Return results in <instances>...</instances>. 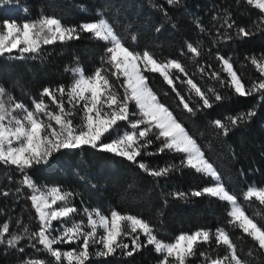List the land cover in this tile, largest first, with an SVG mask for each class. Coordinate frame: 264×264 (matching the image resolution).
I'll use <instances>...</instances> for the list:
<instances>
[{"label": "snow or ice", "instance_id": "snow-or-ice-1", "mask_svg": "<svg viewBox=\"0 0 264 264\" xmlns=\"http://www.w3.org/2000/svg\"><path fill=\"white\" fill-rule=\"evenodd\" d=\"M8 2L10 0H0V4ZM167 2L179 6L182 0ZM244 2L259 10L264 24V0ZM97 16L96 21L82 23L78 27L65 26L60 19L48 16L23 23L9 19L0 22V57L34 59L43 54V46L79 39L81 32L90 33L91 38L105 43L104 55L92 73L85 74L78 64L66 69L73 76L72 83L67 87H45L39 99L32 100L31 107L17 101L0 86V164L12 166L21 174L22 188H18L17 192L24 187L31 191L28 199L39 223L35 231L24 226L16 233L10 232L9 223L0 224V245L24 253L23 242L28 241V247L43 251L51 258L28 259L22 264H88L93 257L107 258L117 253L131 257L149 245L160 256L159 264H189L190 258L197 254L201 264H255V258L264 255V216L260 213L250 215L240 198L249 202V206L253 201L264 205V187L250 185L242 193L231 192L218 168L205 155V149L173 110L161 101L160 94L153 90L145 73L159 74L175 93L183 110L195 115L197 111L213 108L216 102L224 99L214 87L206 88L198 83L193 78L196 74L219 81L221 86L231 88L240 97L258 95L264 100V53L245 58L260 74L258 79L246 86L230 58L216 54L215 59L220 62L219 71H209L211 65H201L203 52L200 41L196 44L186 42V52L182 53L193 66L194 70L189 72L181 60L158 59L148 49L142 52L130 49L104 13L98 12ZM213 19L222 21L219 28L234 30L237 38L254 34L251 29L236 26L227 12ZM262 24H257V29ZM197 26L209 36L213 46L233 39L232 35L219 30L213 37L198 22ZM14 52L17 55L13 56ZM177 82L188 93L187 98L178 89ZM193 96L198 97L196 106L191 104ZM255 115L253 108L228 117L227 122L217 119L212 125L219 129L218 136L226 137L232 128L249 122ZM121 122H125L126 130H121ZM106 134L114 138L102 142ZM154 141H159L156 152L147 151ZM83 147L123 157L153 177L166 176L175 166L150 168L137 159L142 153L155 155L169 151L182 154L181 166L192 168L213 181L210 186L193 191L191 195H208L225 202L228 206L227 224L247 236L253 242L252 248L243 253L225 227H217L214 231L198 229L164 241L148 221L116 210L104 214L99 209L84 208V219L77 221L75 216L81 210L72 202L74 194L59 186H37L28 170L42 163L47 164L55 153L62 150ZM2 195L9 193L3 192ZM173 195L186 198L188 194L179 192ZM57 204L60 206L55 207ZM257 216L261 217L260 221H257ZM54 221L60 222L58 232L53 227ZM141 235L145 237L144 241L140 240ZM129 238L131 248L125 242ZM213 241L215 248L212 251L216 255L206 250L198 252L199 245L211 247ZM60 244L76 246L62 250L56 247ZM221 246L224 248L223 255L216 251Z\"/></svg>", "mask_w": 264, "mask_h": 264}, {"label": "trees", "instance_id": "trees-1", "mask_svg": "<svg viewBox=\"0 0 264 264\" xmlns=\"http://www.w3.org/2000/svg\"><path fill=\"white\" fill-rule=\"evenodd\" d=\"M26 10V11H25ZM104 15L114 24L116 30L125 38L130 49L142 52L150 50L158 59L181 60L192 72L193 66L182 53L186 52V42H202L201 65H211V70L219 71L220 62L216 54L230 58L234 69L242 77L246 86L260 77L246 57L264 53V24L260 20L259 10L247 5L244 0H182L181 5H170L167 0H10L0 4V22L3 19L18 23L34 21L41 16L56 17L65 26H79L82 23L98 19L97 13ZM227 12L236 26L251 29L250 37H236L232 29L219 28L220 20L214 16H223ZM167 13V15H165ZM203 26L209 34L215 36L227 32L233 36L212 45L209 36L197 26ZM262 24L257 29L256 25ZM174 25V26H173ZM160 29L157 31V29ZM135 36V40L132 37ZM105 43L91 38V34L81 32L79 39L65 43L43 46V54L37 58L13 59L7 55L0 57V86L29 107L33 99H39L45 87L72 83L73 76L66 69L80 65L85 74L92 73L100 64L104 55ZM210 49V51H209ZM17 53H13V56ZM27 55V54H26ZM190 55V54H189ZM226 76V73H221ZM153 90L158 91L163 103L173 110L184 126L194 135L205 149V155L221 173L225 186L235 193H242L250 185L264 187V100L258 95L240 97L219 81L201 77L193 78L206 88H215L224 99L216 102L211 109L197 111L190 115L183 110L175 93L163 82L159 74L145 73ZM178 89L185 97L188 93L177 82ZM168 93L163 95V93ZM47 99V98H45ZM192 106L198 104V97L191 98ZM131 107V106H130ZM255 109L256 115L245 124L234 127L228 136H218L212 122ZM121 130H126L121 122ZM114 138L106 134L102 142ZM159 141H154L147 150L156 152ZM182 154L165 151L155 155H142V160L150 168L175 167L166 176L153 177L141 170L136 164L111 153L98 151L90 147L75 150H62L55 153L47 164L36 165L28 170L37 186H59L72 192L73 204L81 210L75 216L77 221L84 219L83 209H99L104 214L116 210L123 214L141 217L156 230L159 238L171 241L181 233H193L198 229L215 230L225 227L243 253L252 248L253 242L239 229L227 224V204L208 195L192 196L191 192L210 186L213 181L192 168L180 164ZM21 174L12 166L0 164V224L9 223L10 232L16 233L28 226L30 231L39 227L37 214L28 196L31 191L20 184ZM8 192L9 195H2ZM188 194L186 198H177L175 193ZM245 210L251 215L264 216V205L240 198ZM60 205L58 204V207ZM257 216V221H260ZM19 223V226H18ZM59 223L54 222L57 228ZM141 241L145 237L141 235ZM126 243L130 240L126 239ZM24 241V253L0 245V264H22L28 259H51L43 251L28 247ZM73 245H56L64 249ZM42 248V246H37ZM213 241L211 247L199 245L216 255ZM224 254L221 246L216 250ZM160 256L151 245L142 248L128 257L117 253L114 256L93 257L88 264H159ZM189 264H201L199 254L189 260ZM255 264H264V255L255 258Z\"/></svg>", "mask_w": 264, "mask_h": 264}, {"label": "rangeland", "instance_id": "rangeland-1", "mask_svg": "<svg viewBox=\"0 0 264 264\" xmlns=\"http://www.w3.org/2000/svg\"><path fill=\"white\" fill-rule=\"evenodd\" d=\"M55 207H58V204L55 206ZM54 222H57V223H59V226H57V232L59 231V228H60V222L59 221H54ZM53 222V223H54ZM128 240H130V238L128 239ZM64 246V245H73V244H60V246ZM76 245H73L72 247H69V248H66V249H64L63 247H59L60 249H62V250H69V249H71V248H73V247H75Z\"/></svg>", "mask_w": 264, "mask_h": 264}]
</instances>
